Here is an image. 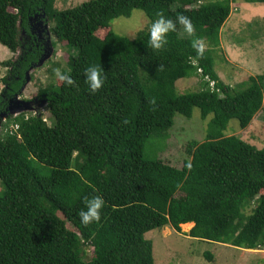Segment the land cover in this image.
<instances>
[{"label": "trees", "instance_id": "16d2710c", "mask_svg": "<svg viewBox=\"0 0 264 264\" xmlns=\"http://www.w3.org/2000/svg\"><path fill=\"white\" fill-rule=\"evenodd\" d=\"M231 2L86 0L59 10L55 0H0V44L15 53L21 32L30 40L1 62L0 113L43 52L30 32L34 17L45 14L49 36L73 51L65 71L73 84H48L34 96L51 123L40 111L0 123V264H154L144 234L166 225L180 232L188 222L190 237L264 250V148L223 134L230 119L245 128L261 109L264 72L236 92L213 68ZM133 9L149 24L158 15L172 20L161 49L147 45L148 27L133 38L112 31L110 21ZM180 15L190 19L192 35L180 34ZM193 40L204 43L202 55ZM90 64L105 71L95 93L84 83ZM193 76L200 89L178 93L176 81ZM194 108L209 119L203 139L184 144L188 158L174 166L146 157V141L157 136L163 148L174 116L190 118ZM94 195L104 201L100 218L83 225L78 212Z\"/></svg>", "mask_w": 264, "mask_h": 264}, {"label": "rangeland", "instance_id": "374dc122", "mask_svg": "<svg viewBox=\"0 0 264 264\" xmlns=\"http://www.w3.org/2000/svg\"><path fill=\"white\" fill-rule=\"evenodd\" d=\"M84 1L86 0H55L54 6L60 10ZM230 5L229 16L220 28V46L212 50V58L213 68L219 79L238 92L248 85L249 75L264 72V3L232 0ZM30 23L33 40H38L49 56L41 66L34 67L28 72V80L17 97L21 101L34 99L39 88L59 83L53 69L65 73L68 70L67 56L71 51L63 44L64 42H57L52 36H47L45 31L50 22L45 14H38ZM148 24V19L139 9H133L128 17L119 16L110 21L113 32L129 38H133L139 30L146 29ZM180 34L186 33L182 29ZM20 36L22 47L15 53L9 54L10 51L0 44V78L6 73L5 67L1 64L5 57L14 59L30 42L23 32ZM175 85L178 93L197 91L200 89V78L198 76L180 78ZM1 88L0 81V90ZM40 111L47 123L49 121L51 123L47 118L46 108ZM208 119L209 116L205 121L201 120L197 108L193 109L190 118L176 114L173 127L168 130L169 136L164 147L159 149L160 139L151 136L144 146L145 156H156L170 165L180 166L183 160L188 158L184 144L192 139L196 141L203 139ZM223 134L235 135L257 148H264V96L261 109L253 115L245 128H240L236 119H230ZM2 191L3 187L0 185V195ZM249 211L250 209H246V213ZM191 226L192 222L187 228L180 225L178 232L166 225L144 234V238L151 242L154 264H264V250L243 249L229 244L202 241L186 234ZM85 251L89 255L91 248L88 246ZM205 251L212 254L211 261L205 259L203 255Z\"/></svg>", "mask_w": 264, "mask_h": 264}, {"label": "clouds", "instance_id": "9594fccd", "mask_svg": "<svg viewBox=\"0 0 264 264\" xmlns=\"http://www.w3.org/2000/svg\"><path fill=\"white\" fill-rule=\"evenodd\" d=\"M177 23L183 26V31L186 34L192 35L193 25L189 18L182 15L177 16ZM174 27L171 19H165L163 16L158 15L148 26L147 45L153 51L161 49L166 43V34L172 31ZM191 46L195 49L197 56L203 54L205 45L202 41L193 40ZM53 72L56 78L63 82L65 86L73 84L72 78L67 73H63L59 69H53ZM104 73L105 71L101 66L96 64H90L84 69V83L90 93H95L101 88L105 81ZM83 203L84 207L78 212L80 223L88 225L96 222L100 218V210L104 204L102 197L94 195L84 199Z\"/></svg>", "mask_w": 264, "mask_h": 264}, {"label": "water", "instance_id": "95a60500", "mask_svg": "<svg viewBox=\"0 0 264 264\" xmlns=\"http://www.w3.org/2000/svg\"><path fill=\"white\" fill-rule=\"evenodd\" d=\"M44 27H46V26L44 25ZM30 32H31V30H30ZM45 33L47 34V36H49L48 28L46 29ZM47 53L48 52L43 50L40 58L35 63L34 67L41 66V64L44 62V60L49 56ZM28 72L29 71H26V73H25V82H27V80H28ZM23 86L21 87V89L23 88ZM17 97H18V95H15V97L9 102L6 112L0 113V123H1V121H4L9 115L10 116H16L20 113L31 112V111H33L37 114L39 112V110L41 108H43L45 105L43 100H41L39 102H36L35 99H30L28 101H21V100H18Z\"/></svg>", "mask_w": 264, "mask_h": 264}, {"label": "built area", "instance_id": "2783aa9c", "mask_svg": "<svg viewBox=\"0 0 264 264\" xmlns=\"http://www.w3.org/2000/svg\"><path fill=\"white\" fill-rule=\"evenodd\" d=\"M40 110H43L42 108L40 109ZM41 112V111H40ZM30 113L31 114H36L35 112H33V111H31V112H24L23 114H24V118H27L28 117V115H30ZM43 119L45 120V117L43 116ZM17 128V124H14V125H12L9 129L10 130H15Z\"/></svg>", "mask_w": 264, "mask_h": 264}, {"label": "bare ground", "instance_id": "6f19581e", "mask_svg": "<svg viewBox=\"0 0 264 264\" xmlns=\"http://www.w3.org/2000/svg\"><path fill=\"white\" fill-rule=\"evenodd\" d=\"M190 223H191V222L184 223V224H182L181 226H184L185 228H187V227H189ZM185 228H184V229H185Z\"/></svg>", "mask_w": 264, "mask_h": 264}, {"label": "crops", "instance_id": "0c3cea01", "mask_svg": "<svg viewBox=\"0 0 264 264\" xmlns=\"http://www.w3.org/2000/svg\"><path fill=\"white\" fill-rule=\"evenodd\" d=\"M9 54H12V53L10 52ZM9 56H11V55H9ZM9 56H8V57H9ZM5 59H7V57H5Z\"/></svg>", "mask_w": 264, "mask_h": 264}]
</instances>
